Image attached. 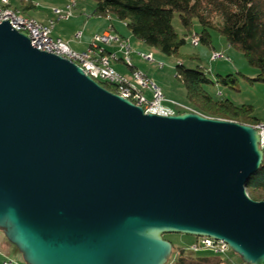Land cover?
I'll list each match as a JSON object with an SVG mask.
<instances>
[{"label":"water","instance_id":"water-1","mask_svg":"<svg viewBox=\"0 0 264 264\" xmlns=\"http://www.w3.org/2000/svg\"><path fill=\"white\" fill-rule=\"evenodd\" d=\"M260 140L232 120L146 113L0 24V228L27 264H167L168 233L264 264V201L246 188Z\"/></svg>","mask_w":264,"mask_h":264},{"label":"trees","instance_id":"trees-1","mask_svg":"<svg viewBox=\"0 0 264 264\" xmlns=\"http://www.w3.org/2000/svg\"><path fill=\"white\" fill-rule=\"evenodd\" d=\"M93 1L95 14L119 19L135 37L166 55L179 56L180 49L193 36L194 21L197 20L202 28L200 33H196L199 42L210 45L211 31L220 32L231 46L245 54L249 65L257 71L256 77L250 80L264 82V0ZM32 7L35 5L31 0H24L21 8L24 11ZM176 16L185 29L183 35L175 28ZM100 48L106 54L107 50L103 46ZM176 73L186 87L189 106L195 112L241 124L256 125L262 122L253 116L252 106H237L229 99L221 98L222 93L214 95L210 92V88L217 84L234 88L238 82L235 75L220 76L214 80L204 68H191L184 63L177 64ZM100 83L111 92L119 93L117 84L108 81ZM246 188L251 198L264 201V162L248 179ZM186 251V248H179L173 244L172 255H177L176 264H185V260L191 257L186 256ZM201 253L216 257L213 263H210L207 256L200 257L199 259H204V264H234L242 260L233 250L227 256L209 254L210 252L207 253L206 250ZM235 257L239 259L236 260Z\"/></svg>","mask_w":264,"mask_h":264},{"label":"rangeland","instance_id":"rangeland-1","mask_svg":"<svg viewBox=\"0 0 264 264\" xmlns=\"http://www.w3.org/2000/svg\"><path fill=\"white\" fill-rule=\"evenodd\" d=\"M4 1L5 5L10 6L13 9H18L21 11V14L26 17H32L39 22H44L48 15H52V11L57 8H64L67 3L75 2L76 8L73 11V16L71 18L61 19L56 21L55 17L51 18L54 20V29L55 30H66L70 33H78L83 31L85 36L90 37V42H94V35L96 34L95 30L97 26L94 25L99 16L94 13L95 11V2L93 0H31L35 7L22 10V5L24 0H0ZM91 16V17H89ZM80 18V21L76 19ZM50 18L48 21L51 20ZM84 19L86 21L81 22ZM116 29L113 30L114 33L121 35H126L127 39L132 38L134 44L139 40L135 37L127 25L120 21L117 18H113ZM47 21V22H48ZM120 22V23H119ZM174 25L177 31L183 35L185 29L181 24L178 16L174 20ZM58 28V29H57ZM202 30L201 25L197 20L194 21L193 27V36L188 39L187 44H185L180 49L179 56L176 55H166L161 51L148 46V50L140 51L131 44L132 50L134 52H142L145 54L153 53L155 61L150 62L148 60L139 57L138 59L143 63L139 65L144 73L148 74L163 90L164 95L174 101L186 105L189 110H193L189 106L187 100L186 87L183 82L177 77V64L184 63L187 67L196 68L202 67L206 71H209V76L216 80L220 76L226 77L227 75H235L238 82L233 87L225 86L222 84H217L215 87L210 88V92L214 95H219L222 93L221 98L229 99L237 106L250 105L253 108V116L262 120L261 123H264V82L250 80L251 78L256 77L257 71L249 65V62L245 54L238 48L231 46L226 37L218 31H211L212 34V43L210 45L199 42L197 45L193 44V37L199 39V36L196 33H200ZM99 32V31H98ZM97 32V33H98ZM56 35V34H53ZM52 35V36H53ZM215 53L221 54L222 57L213 59ZM123 59V54H121ZM135 55H133V58ZM140 56V55H139ZM137 58V57H136ZM135 63L136 59L134 60ZM122 63L123 69H121L117 64L119 61L116 59H111L112 65L122 74L126 75L127 78L132 79L131 68L124 63ZM162 63L161 67L159 64ZM145 64V65H144ZM118 72V73H119ZM128 72V73H127ZM120 73V74H121ZM145 96L147 98L152 97L150 90L145 91ZM194 111V110H193ZM258 125V124H256ZM256 125H252L255 126ZM0 238H4L5 243L15 251V257L22 254L16 245L11 243L6 237L4 230L0 228ZM165 238L170 240L176 247L186 248V256H191L185 260V264H204V259H199L200 257L207 256L210 259V263L214 262L216 257H211L207 254L199 252H193L189 250L191 244L197 240V236L183 234V233H168L165 234ZM207 253L213 254L211 251L206 250ZM176 252V251H175ZM173 254V253H172ZM169 258L168 264H176L177 255H172ZM176 254V253H175ZM238 260V257H235Z\"/></svg>","mask_w":264,"mask_h":264},{"label":"built area","instance_id":"built-area-1","mask_svg":"<svg viewBox=\"0 0 264 264\" xmlns=\"http://www.w3.org/2000/svg\"><path fill=\"white\" fill-rule=\"evenodd\" d=\"M76 8L75 2L67 3L64 8H57L52 11L55 18L65 19L73 16V11ZM8 21L11 26L21 25V30L28 33V37L34 47L41 50H58L65 58L76 62L84 71L98 82L108 81L117 84L120 95L129 98L132 102L144 108L145 112H153L158 115H173L183 112H190L182 109V103L167 98L164 95L162 88L146 73L141 70L132 71V79H129L124 74H117L115 68L111 64V57L105 54L100 46L117 44L121 54L131 55V62H124L128 66H133L132 55L135 53L132 50L130 41L126 37H122L114 31L107 30L105 32L96 33L94 35V42L86 51H94L93 59L85 58V51H76L61 38H54L52 36L54 20L48 22L30 23L26 19H15L12 13L7 12L5 8H0V24ZM83 31L76 34L77 39H81ZM199 39L193 37V44L197 45ZM140 57L150 62L155 61L154 56L140 52ZM114 56H116L114 54ZM222 57L221 54L213 55V59ZM161 67L162 63L159 64ZM150 90L151 98L145 96V91ZM261 148L264 149V130L260 132ZM190 251L199 252L208 250L214 255L227 256L231 251V246L222 239L211 237L210 242H203V240L194 241L189 247ZM234 264H248L243 260L236 261Z\"/></svg>","mask_w":264,"mask_h":264},{"label":"crops","instance_id":"crops-1","mask_svg":"<svg viewBox=\"0 0 264 264\" xmlns=\"http://www.w3.org/2000/svg\"><path fill=\"white\" fill-rule=\"evenodd\" d=\"M0 3H4V1H0ZM53 17H54L53 13H52V15H48V17L44 20V22H47L49 18L51 19ZM89 17H91V16H89ZM55 19H56V21H60L61 20L59 18H55ZM76 20L80 21V18H77ZM83 21H86V20L82 19L81 22H83ZM94 25L97 26V28L95 30L96 33L98 31H99L98 33L105 32V31L110 30V29L113 31V30H115L117 28L116 25H115V22L113 20V17L110 18V17H107V16L106 17L102 16L100 18H97L96 22L94 23ZM53 29H54V27H53ZM53 34H56V35H53ZM76 34L75 33H70V32H68L66 30L65 31L64 30H57V31L55 30V32L54 31L52 32V35H53L54 38H61L62 40L67 42L70 45V47L73 48L74 50L80 51V52L88 50L91 47V44H92L90 42L91 38L90 37L87 38L85 36V34L83 33L81 39H77ZM120 36L125 37L126 35H123L121 33ZM129 40H130L131 44L134 42V40L132 38H130ZM133 46L135 48H137L138 50H140V51H145V50L149 49L148 46L142 41H137V42H135V44L133 43ZM103 47H104V49L107 50L106 54H108L111 58L116 59L117 61H119V64H117V66H119L121 69H123V67H122L123 59L121 57L122 55H121V52H120L119 47L117 46V44L106 45V46H103ZM139 53L140 52L133 53V55H135L134 56L135 58H133V55H132L133 63L135 62L134 61L135 59H136L137 63L133 64V66H129L131 68V71L132 70L134 71V69L135 70H142L140 68V66H139V65H141V66L143 65V63L138 59L140 57ZM114 54L116 56H114ZM121 72L123 73V72H126V71L123 70ZM121 72H119V73H121ZM0 264H27V263L24 261L22 254H20L19 258L15 257V251L13 249H11L5 243L4 238H0Z\"/></svg>","mask_w":264,"mask_h":264},{"label":"bare ground","instance_id":"bare-ground-1","mask_svg":"<svg viewBox=\"0 0 264 264\" xmlns=\"http://www.w3.org/2000/svg\"><path fill=\"white\" fill-rule=\"evenodd\" d=\"M0 8H5V10L7 12L12 13V15L15 17V19H26L30 23L39 22L32 17H26V16L22 15L20 10L13 9L8 5L0 3ZM55 10H57V9H55ZM12 28L28 36V33H25V30H21V25H14V26H12ZM47 52H51V53H55V54L63 56V54H60L58 52V50H47ZM148 55L154 56L153 53H149ZM215 55H217V53H215ZM63 57H65V56H63ZM85 58L86 59H93L94 58V51H85ZM123 59L125 62H131V55H123ZM115 72H117V74H120V73H118V71L116 69H115ZM182 109H186L187 111L193 112V110L192 111L189 110L186 105H182ZM146 113H153V112H146ZM256 128L259 130V133L263 132L264 123H259L258 125H256ZM260 147H261V143H260ZM197 237H198L197 240H203V242H210V240H211L210 236H197Z\"/></svg>","mask_w":264,"mask_h":264}]
</instances>
